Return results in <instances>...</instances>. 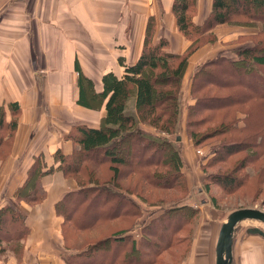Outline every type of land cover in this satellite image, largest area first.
I'll use <instances>...</instances> for the list:
<instances>
[{
  "label": "crops",
  "instance_id": "1",
  "mask_svg": "<svg viewBox=\"0 0 264 264\" xmlns=\"http://www.w3.org/2000/svg\"><path fill=\"white\" fill-rule=\"evenodd\" d=\"M172 2L173 0H0V107L4 109V126L10 121H16L10 140L9 134H4L5 130L0 129V136L3 137L0 143V209L10 205L18 210L23 215L21 228H26V233L18 241L1 234L0 264L150 263L151 252L147 249L148 246L140 247L142 260L136 261V248L139 247L136 245V237L140 230L137 223L124 233L129 236L127 240L110 244V260L98 255L77 256L85 248L81 250L83 246L79 244L82 242L71 240L73 232L103 228L105 237L112 224L117 227L122 224L118 217L110 223L104 219L99 220L86 229L70 227L69 231L63 230L66 222L63 208L68 205L69 210L75 202L66 200L65 196L77 192L79 186L74 179L63 175L54 156L57 151L64 155L72 153L73 143L67 135L74 126L97 128L105 114L104 102L96 109L76 103L79 74L76 62L81 73L92 80L94 90L101 92L104 74L111 72L120 78L125 66L137 61L143 47L148 19L157 14L158 31H155L152 41L157 43L162 37L167 38L166 50L172 53L179 54L187 48L189 42L176 29V20L171 12ZM211 5L212 0H196V24L204 22ZM162 23L163 27L169 24L172 36L160 33ZM222 26L228 25H218L213 32L216 33L217 27ZM228 27L232 41L239 37L248 38L262 28L259 22L251 27ZM245 42L246 45H251L249 40ZM213 46L215 45L205 44L189 57L184 77L194 74L205 61L213 58L218 51L217 48L213 50ZM235 57L231 55L227 58L235 60ZM187 89L189 90L184 88L185 93ZM182 101L183 97L181 104ZM13 103L19 108L17 116L10 107ZM133 104L134 98L128 102L130 109ZM141 126L146 131H151L145 124ZM180 126H184V120ZM183 153L187 154L184 149L180 150L182 159ZM39 156L43 158V170L54 167L53 172L40 179L45 197L35 204L17 200L15 193L24 184L29 168ZM130 197L142 208V215L136 220L144 221L146 214L149 218L148 209L142 206L145 203L138 202L134 195ZM62 202V211H58L56 205ZM69 223L72 224L67 222ZM18 229L19 227L12 228L7 233L13 235ZM116 229L112 228V231ZM212 233L208 246L201 247L195 242L189 244L186 257L179 264H215L218 230H212ZM133 241L134 251H131ZM240 248L243 251L237 264H264V246L260 252L249 248L248 251L245 245Z\"/></svg>",
  "mask_w": 264,
  "mask_h": 264
},
{
  "label": "trees",
  "instance_id": "2",
  "mask_svg": "<svg viewBox=\"0 0 264 264\" xmlns=\"http://www.w3.org/2000/svg\"><path fill=\"white\" fill-rule=\"evenodd\" d=\"M171 12L176 18L177 30L188 39L192 34L212 33L217 25L222 24L249 26L259 22L262 25L258 33L248 38L240 37L243 40L249 39L252 43L250 46L242 45L235 48V60L228 59L220 52L205 61L194 73L190 92L194 98V95L200 94V96H196L195 102L187 107L185 131L195 145H200L209 135L213 133L226 135L232 129L231 125L236 126L231 117L228 120L224 119L232 114L233 109L238 106L245 107L246 115L249 116L264 106V0H212L210 12L200 25L193 19L196 13V0H173ZM154 28V19L150 17L137 61L125 66L124 74L120 78L111 72L104 74L101 79V92L94 90L92 80L81 73L76 62L79 73L76 103L96 109L104 102L105 114L97 128L76 125L71 129L67 135L74 147L71 154L64 155L59 151L55 153L54 158L59 162L58 168L63 175L74 179L79 186L77 192L65 196L66 200H75L69 210L68 205L64 206L63 202L58 203L56 207L58 211H62L64 206L62 213L66 222L63 230L66 231H69L70 227L86 229L103 219L110 223L118 217L122 224L121 227L112 224L106 231L105 237L87 241L85 246L80 248L85 249L77 256L98 255L110 260L112 258L110 244L123 243L127 240L129 236L124 233L133 227L134 223H137L140 229V239L145 238L148 242L146 245L140 243V247L148 246L147 249L152 254L164 252L172 246L171 234L179 231V219L184 216L179 214L177 220H170V224L166 221L163 224L164 218L171 212L184 209L190 210L193 214L197 212V208L192 206H176L165 209L161 215L152 217L147 223L139 222L136 218L141 217L142 208L130 197L139 195V192L144 193L145 185L151 188H179L173 181L182 166L179 150L173 148L165 137L146 131L141 124L166 134L174 133L180 115L182 76L190 55L201 47V43L194 44L195 39L183 53L169 52L166 50L167 40L160 39L157 43L152 41ZM249 73H252V78L256 82H248ZM236 74L245 78L238 79ZM216 75L220 78H216ZM210 88L227 89V98L212 96L208 91ZM256 88L258 91H255ZM237 93L243 96L240 99H230ZM132 98L134 104L130 109L128 102ZM214 101L216 103L212 104ZM10 107L17 116L19 113L17 104L13 103ZM249 109L251 111L247 112ZM216 113L225 114L214 126L218 129L216 128L214 132V127L213 130L208 128L202 133V128L213 120ZM231 116L237 120L234 113ZM3 118L4 109L1 106L0 129L5 130L4 134H9L10 140L16 121H10L4 126ZM232 136L226 139L222 147L225 154L240 152L243 150L242 145L245 144L249 147L259 143L260 147L264 148L263 136L260 138L253 134ZM2 139L3 137L0 136V143ZM242 140L245 142L241 143ZM159 152L166 155L163 156L171 163L170 168L175 175L173 173L168 175L162 170L166 164L159 157L154 159V155ZM214 152L216 153L217 149ZM53 171L54 167L43 170L42 156L35 158L24 184L15 193L16 199L30 204L42 201L45 192L40 186V179ZM230 177L215 176L210 177V180L214 178L218 183H228L233 180ZM22 223L23 215L18 210L10 205L0 209V236L2 234L3 237L11 236L17 241L20 240L26 233V228H21ZM167 225L171 226V229H168ZM17 227L19 229L15 230L13 235L7 233ZM112 228L117 229L112 231ZM1 239L0 237V241ZM140 242H143V239ZM132 244L131 251H134V241ZM136 245L139 246L137 242ZM136 251L137 255H140L139 247Z\"/></svg>",
  "mask_w": 264,
  "mask_h": 264
},
{
  "label": "rangeland",
  "instance_id": "3",
  "mask_svg": "<svg viewBox=\"0 0 264 264\" xmlns=\"http://www.w3.org/2000/svg\"><path fill=\"white\" fill-rule=\"evenodd\" d=\"M196 14L197 13L194 14L193 19L195 18ZM152 17L155 24L153 32L154 35L155 31H158V22L156 20V17L158 19L159 14H157V16L152 15ZM174 20H176L175 17ZM256 24L257 23H255L254 25ZM224 25L243 26L237 24ZM254 25H249L248 27ZM228 26H222L219 28L217 27L216 33L212 32V30V33L206 32L201 35L192 34L191 36H189V39L186 37L184 38L189 42V45L191 41L195 39L196 41L194 44L200 45L201 43V47L205 44L215 45L212 47V49L214 50L215 48H217L218 51L214 56L221 52L227 57H230L231 55L235 57V48L246 45L245 41L249 39L243 40L239 37L237 40L232 41L230 39L231 35L228 34V28H230ZM169 27V24L163 27L162 23V26L159 27L160 33L162 35L165 34L168 36H172V32L169 30ZM178 34L181 33L178 31ZM211 37H213L212 40H210ZM161 39L167 40V38L165 37H162ZM222 39H224V41ZM249 41L250 43H252L251 40ZM166 49H168V47ZM196 51H194L192 54H194ZM197 70L198 69H196V71ZM193 75L194 74L184 77L183 74L182 76L180 90L182 93L181 97H183V101L180 105V115L176 124V128H174V133L166 134L164 132H159L152 127H150L151 131H148L153 135L165 137L173 146V148H177L179 152L182 149L187 152L186 155L183 153L184 159H182V166L179 170L178 175H175L174 171L170 168L171 163L169 162V160H166L164 158V156H166L165 154L159 152V154H157L156 156L154 155V159H157L159 157L160 160H162L166 164V166L162 168L164 172H167L168 175L169 173H173L176 176L173 181L174 185H178L177 187L179 188H151L145 185L144 193L139 192V195H137L138 197H136L139 200L138 202L142 201L143 203L145 201L146 204H143L142 206L147 208L149 212V218H147L146 214L144 223H147L152 217L154 218L159 214L161 215L165 209L171 207L184 205L192 206L194 208H197V212H194L193 214L190 210L184 209L175 211L174 213L171 212L166 218H164V220L162 221L163 224L164 221H166L167 224H170V220H177L179 214H182L184 216L182 217V219H179V231L176 234H171L170 240L172 239V246L165 249L164 252L158 254L151 253L150 264H179L185 259L188 245L192 244V242H195L198 246L201 247L208 246L207 244L209 243V241H211V237L213 235L212 230H216V232L217 230L219 231L220 225L225 220L227 214L235 209L242 207H253L264 210V148L260 147L259 143L257 145L252 144L249 147H247L246 144H241L243 146V150L232 154H225V151L222 149L223 145L226 143V139H228L232 135V137H234L236 135L245 136L246 134H253L258 138H260L261 136L264 137V106L262 109L249 116L246 115L247 109L245 107L238 106L237 108H235V110H232V114L234 113V116L237 117V120L236 118L231 116L232 114L224 117L225 114L220 115L216 113L213 120L210 121L208 125L202 128V133L208 128L211 130L215 128V132L216 128L218 129V127L214 126L218 124L221 117L222 119L224 117V119L226 120L231 117V120L235 122L236 126L234 125L232 127L231 125L232 129L230 128L231 130L228 131L229 133H227L226 135L216 134L212 132L213 134L206 137L205 140L200 143V145H195L185 131L187 107L188 105H191L195 102L196 96H200V94H197L194 95V98L190 92V88L193 82ZM235 76L238 79L240 77L245 78L242 75L240 76L239 74H236ZM215 77L220 78L218 75H216ZM247 78L248 82H256V80L252 78V73H249ZM241 81L244 80L241 79ZM257 84H260V82H257ZM184 88H189V90L187 89L185 93ZM208 91L209 94H211L212 96L214 95L215 97H226V94L228 93V90L225 88H210ZM255 91H258V88H256ZM242 96L243 95L237 93L231 96L230 99H240ZM222 99L225 98L222 97ZM214 103H216V101H214L212 104ZM250 111L251 109H249L247 112ZM183 120L184 126L181 127L180 125ZM242 142L245 141L242 140L241 143ZM231 143L234 144V142ZM260 143H262V141ZM215 149H217L216 153L214 152ZM198 150H200V153H198ZM150 152L151 150L149 151V154ZM215 176H231L230 178H232L233 180L228 183H218L214 180V178H211L210 180V177ZM174 222L176 224V221ZM250 227H258L264 231V224L255 220H245L239 224L234 239V264H237V262H239V256H241L240 254L243 251L240 248L241 245L247 246L246 250L248 251L249 249H252L251 251L258 252H260L261 247L264 246L263 237L246 232V229ZM167 228L171 229V226L167 225ZM72 234L73 235L71 240L80 241L82 243L79 245L83 246L87 241L91 242L92 240H97L101 237H104L105 230L103 228H97L84 232H73ZM136 238L139 249L141 246L140 243H143L144 245L148 244L145 238H142L143 242H140L142 240L140 239L141 233L138 232ZM141 260L142 258H140V255H138L136 261L140 262Z\"/></svg>",
  "mask_w": 264,
  "mask_h": 264
},
{
  "label": "water",
  "instance_id": "4",
  "mask_svg": "<svg viewBox=\"0 0 264 264\" xmlns=\"http://www.w3.org/2000/svg\"><path fill=\"white\" fill-rule=\"evenodd\" d=\"M179 139V138H178ZM245 220H255L264 224V210L242 207L229 212L220 225L215 244V264H234L233 245L239 224ZM247 233L264 238V231L258 227L246 229Z\"/></svg>",
  "mask_w": 264,
  "mask_h": 264
},
{
  "label": "built area",
  "instance_id": "5",
  "mask_svg": "<svg viewBox=\"0 0 264 264\" xmlns=\"http://www.w3.org/2000/svg\"><path fill=\"white\" fill-rule=\"evenodd\" d=\"M198 153H200V150H198Z\"/></svg>",
  "mask_w": 264,
  "mask_h": 264
},
{
  "label": "bare ground",
  "instance_id": "6",
  "mask_svg": "<svg viewBox=\"0 0 264 264\" xmlns=\"http://www.w3.org/2000/svg\"><path fill=\"white\" fill-rule=\"evenodd\" d=\"M217 240V239H216Z\"/></svg>",
  "mask_w": 264,
  "mask_h": 264
}]
</instances>
